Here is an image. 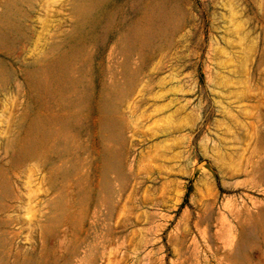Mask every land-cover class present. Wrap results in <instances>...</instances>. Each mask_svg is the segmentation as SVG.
<instances>
[{
    "label": "rangeland",
    "instance_id": "rangeland-1",
    "mask_svg": "<svg viewBox=\"0 0 264 264\" xmlns=\"http://www.w3.org/2000/svg\"><path fill=\"white\" fill-rule=\"evenodd\" d=\"M0 264H264V0H0Z\"/></svg>",
    "mask_w": 264,
    "mask_h": 264
},
{
    "label": "bare ground",
    "instance_id": "bare-ground-1",
    "mask_svg": "<svg viewBox=\"0 0 264 264\" xmlns=\"http://www.w3.org/2000/svg\"><path fill=\"white\" fill-rule=\"evenodd\" d=\"M91 16H92V15H91ZM152 18H153V22L151 21L152 24H155V23H156L155 25H157L158 23L160 24L161 22H163V21L165 20L166 16H165V14H164L163 12H157L156 14L153 15ZM86 23H88V22H86ZM86 23H85V24H86ZM87 25H88V24H87ZM155 25H154V26H155ZM154 26H153V27H154ZM153 29H154V28H153ZM151 31H152V30H151ZM151 31H150V32H151ZM152 34H153V33H152Z\"/></svg>",
    "mask_w": 264,
    "mask_h": 264
}]
</instances>
